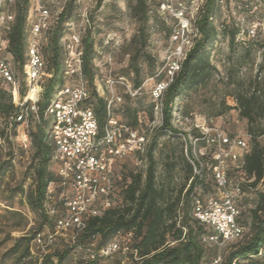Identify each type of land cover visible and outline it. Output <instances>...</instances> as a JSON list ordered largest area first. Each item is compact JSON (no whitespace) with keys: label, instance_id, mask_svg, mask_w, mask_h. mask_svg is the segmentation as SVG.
<instances>
[{"label":"trees","instance_id":"trees-1","mask_svg":"<svg viewBox=\"0 0 264 264\" xmlns=\"http://www.w3.org/2000/svg\"><path fill=\"white\" fill-rule=\"evenodd\" d=\"M104 1L97 0V8L101 7ZM151 1L127 0L130 15L137 20L139 26L131 39L122 46L124 55L129 57V64L121 70L119 80L124 79L130 82L133 88L140 89V92L146 75L153 74L157 68L158 58L150 48L156 28H161L167 38H171L174 32V29L167 24V19L162 20L158 15L152 14ZM30 3L31 0H18V11L14 20L8 22V35L7 31L1 29L5 43H8L5 50L14 57L22 71L28 61L31 30L29 31L27 26ZM218 3L219 0H206L201 11L196 14L195 25L198 34L196 38H193L194 44L187 51L181 69L165 91L163 124L160 126L162 135L179 136L180 131L175 128L173 123L176 100L188 91L208 84L218 72V67L212 60V54L220 36L218 27L214 23ZM158 4L160 5V2ZM77 7V0L68 1L57 17L54 28L50 25L46 30H52L50 44L45 50L47 58L41 51L46 62V73L50 72L51 74L48 81H41L44 91L38 102L40 120L36 130L30 132L35 146L36 177V186L30 193V202L34 209L44 215V224L40 229L53 223V218L47 213L46 204L50 188L58 186L61 180L52 170L54 146L50 140V130L53 119H45L44 111L59 88L65 84L66 58L63 44L67 33L65 24L73 19ZM4 9L1 8V11ZM159 9L160 6L156 11L159 12ZM89 21L90 26L82 37V67L91 94L87 104L94 107L101 129H103L109 118L108 96H101L96 86L98 68L95 64L97 50L92 31L94 17L90 16ZM224 29L226 30L227 27L225 26ZM239 33L240 30L237 28L231 30L230 41L234 42ZM2 54L0 52V57L8 60ZM263 72L264 61L260 65L259 76ZM114 80L118 81L115 78ZM20 89L22 98L25 96L27 98V84L20 85ZM13 95V84L6 78L0 77V116L7 120V124L14 131H17L25 120L24 109L28 105H17ZM125 95L126 100L124 101L123 96L122 101L113 108V115L147 134L141 113L146 98L136 96L134 99L127 92ZM237 102L240 116L248 121L247 131L251 139L248 141V148L243 156L242 168L239 169L232 164L228 173L233 185L240 183L242 193L237 198L236 204L241 209L238 221L244 228V235L240 239L227 241L222 246V249L226 250L223 264H261L255 257L262 255L260 253H263L264 250V143L260 140L264 136V99L258 91H253L237 94ZM118 105L120 106L118 107ZM155 108L156 103L151 96V102L148 103L147 109L153 113ZM227 109H232V107L229 106ZM19 116H22L21 120L18 119ZM211 120L210 124L217 126L214 119ZM259 122L262 123L257 124ZM198 135H200L199 131ZM229 135L234 136V134ZM158 145L159 137L156 136L150 139L144 152L138 151L125 160L114 162L111 170L122 174V180L117 182V192L113 195L112 204L104 209L101 215L89 218L87 228L79 234L75 244L81 245L99 240V244L95 248V251H99L108 245L117 234L133 232L128 249L124 250L123 246L120 249V251L129 254L131 264H209V259L219 244L210 240V236L216 231L194 216V195L195 188L199 184L202 185L205 194L217 192L213 176L216 162L211 154H205L203 156L205 160L203 177H195L190 182L193 177V166L188 161L189 182L184 188L177 191L172 181H158V160L156 157ZM138 161L146 166L145 172L140 171L137 166L132 167V163L135 164ZM170 166L174 167V165ZM12 167V157L1 161L0 179ZM234 171L244 172L242 181L233 179L232 172ZM249 198L254 203V207L249 210V213H246L243 205L244 201ZM57 206L61 212L63 210L62 203H57ZM26 240L24 237L21 238L18 242L19 246ZM55 246L56 243L53 248ZM19 248L15 252H18ZM24 252L25 255L31 253L29 245ZM68 252L66 250L63 253L53 254L52 257L56 256L57 262L51 260V256L44 259L43 262L44 264H62ZM100 257L102 256L87 260L86 264H97Z\"/></svg>","mask_w":264,"mask_h":264},{"label":"rangeland","instance_id":"rangeland-1","mask_svg":"<svg viewBox=\"0 0 264 264\" xmlns=\"http://www.w3.org/2000/svg\"><path fill=\"white\" fill-rule=\"evenodd\" d=\"M68 1L31 0L28 30L30 31L32 26L41 19L44 9L48 10L49 22L54 28L57 17ZM164 1H151L152 14L158 15L162 20L167 19V24L175 32L181 28L182 22L173 13L162 7ZM181 1L186 7L187 20L185 21L189 22L187 34L191 39L196 38L198 34L195 25L196 14H198L196 8L198 5L204 4L206 0H203V3L202 0ZM0 4L1 8H5L4 11H0V27L7 31L8 35V22L14 20L18 11V0H0ZM77 5L73 19L65 24L67 28L66 36L63 39L65 58L71 56L68 44H76V37L80 39L79 47L81 48L82 37L90 26L89 17L93 16L92 31L97 50L95 64L98 68L97 89L101 96L109 97L115 93L124 96L125 101L127 98L125 84L117 82L111 89L107 87L106 80L113 77L119 81L121 70L128 66L129 57L124 55L122 46L136 33L139 23L131 17L127 0H105L98 8L97 0H77ZM158 5L160 6L159 12L156 11L159 8ZM217 6L214 23L218 27L220 36L213 51L212 60L218 67V72L208 84L188 91L176 100L174 105L176 114L173 123L179 131L195 137L198 134L196 124H210L211 119H214L215 124L228 134L244 137L250 141L251 137L247 131L248 121L240 116V111L237 108V94L258 91L264 99V72L259 76V68L264 61V0H224ZM10 14H12V18H10ZM235 28L239 29L240 33L236 40L231 42L229 33ZM250 30H256V35L251 34ZM51 34L52 30H45L40 37L41 51L45 58H47L45 50L50 44ZM4 44L6 48L8 43ZM178 45H180V40L175 41L173 37L167 38L161 28H156L150 48L158 58L157 68L153 74L146 75L142 91L136 95L146 98L144 109L141 112L142 119L145 121L144 129L150 139L159 137V145L156 150L158 181H172L177 191L184 188L189 182L187 164L189 159L185 149V139L182 135H162L160 112L155 108L152 113L147 107L151 102L154 86L159 81L167 80L166 70L169 61L176 56ZM74 46L76 51L77 46ZM5 48L1 51L2 55L12 65L20 85H26L22 69ZM146 70L148 73L147 66ZM50 74L47 72L42 80L48 81ZM68 83L69 79L65 78V85ZM136 96L132 97L135 99ZM22 101L24 98L21 96L19 101L16 92L14 102L19 105ZM27 105L28 107L24 109L25 120L17 131H14L7 124V120L0 116V162L10 157L13 161V167L0 179V264H44V259L66 250L69 252L62 264H86L87 260H90L88 258L91 252L99 244V240L96 245L87 242L79 246L71 241L70 232L66 231L58 235L56 246L49 254H41L40 249H37L33 243V236L43 227L44 215L34 209L30 202V193L36 186L35 146L30 132L36 130L38 116L33 108L34 103L29 101ZM229 106L232 109H227ZM36 108H38V104H36ZM260 123L262 122L257 124ZM260 140L264 143V136ZM199 147L206 152L203 143H200ZM170 165H174V167L172 168ZM133 166H137L143 172L146 170V166L140 161L132 163ZM232 176L236 181H242L240 171L232 172ZM243 207L246 213H249V210L254 207V203L249 198L244 201ZM23 237L27 240L19 246L18 242ZM121 239L124 240V236ZM28 245L31 253L25 255L24 251ZM18 247H20L19 251L15 252ZM225 253L226 250L222 249L221 245L215 247L209 264H214L218 256H222L224 261ZM255 258L264 264V250L262 255ZM51 260L57 262L56 256ZM97 264H131V261L128 253L119 250L100 257Z\"/></svg>","mask_w":264,"mask_h":264},{"label":"built area","instance_id":"built-area-1","mask_svg":"<svg viewBox=\"0 0 264 264\" xmlns=\"http://www.w3.org/2000/svg\"><path fill=\"white\" fill-rule=\"evenodd\" d=\"M223 1L219 0L221 3ZM202 6L203 4L197 6L198 13ZM1 7L0 4V11ZM162 7L173 13L182 25L172 35L175 41L180 40V45L175 58L169 61L166 70L167 80L159 81L152 90L156 109L161 114V125L163 124L165 91L181 69L187 51L194 44V40L187 34L189 22L185 21L187 20L186 7L183 2L165 0ZM49 26V12L44 9L41 19L32 26L28 61L23 69L28 85L27 94L38 88L37 98L28 100L25 96L24 101L19 103L23 106L32 101L38 121L40 120L39 107L36 108V104L43 96L44 89L41 81L46 75V62L41 53L40 37ZM250 33L256 35L257 32L250 30ZM4 43L0 27V52L5 48ZM74 45L77 46L76 51ZM79 45L78 37H76V44H68L71 56L66 59L64 73L69 83L59 88L44 111L45 119H53L50 130V140L54 146L52 170L61 180L58 186L50 188L46 204L47 213L53 218V223L38 230L33 238V243L37 249H40L41 254H49L58 235L63 232L69 231L71 241L74 244L77 242L79 234L87 228L89 218L101 215L104 209L112 204L113 195L117 192V182L122 180V174L111 170L114 162L125 160L138 151L144 152L150 142L148 134L113 115V108L123 99L122 95L115 93L107 98L109 118L101 129L94 107L87 104L91 94L82 67L83 50ZM0 77L6 78L13 84V94L15 96L17 92L20 101L21 89L18 77L10 62L1 57ZM117 82L125 84L126 92L132 96L140 93V89H134L132 84L124 79L106 80L107 87L111 89ZM21 118L22 116L18 117L19 120ZM196 129L200 135L195 137L182 131L178 133L185 139L187 157L193 166V177L190 182L195 177H203L205 167L203 156L211 154L216 162L213 176L217 192L205 194L202 185H197L194 195V216L216 231L210 236V240L223 246L227 241L240 239L244 235V228L238 221L241 209L236 204L242 191L239 182L232 184L228 171L232 164L239 169L242 168L248 141L244 137L231 136L219 126L212 124H196ZM200 143H204L203 148L206 152L200 149ZM241 173L244 175L243 171ZM57 203L63 205L61 212L57 208ZM123 236L124 240L121 239ZM132 236L133 232L117 234L108 245L99 251L93 250L88 259L113 254L122 246L124 250H127ZM91 244L96 245V240ZM214 264H223L222 256H218Z\"/></svg>","mask_w":264,"mask_h":264},{"label":"bare ground","instance_id":"bare-ground-1","mask_svg":"<svg viewBox=\"0 0 264 264\" xmlns=\"http://www.w3.org/2000/svg\"><path fill=\"white\" fill-rule=\"evenodd\" d=\"M37 90L38 88H35L34 90L30 91L28 94H27V99H36L37 98Z\"/></svg>","mask_w":264,"mask_h":264}]
</instances>
